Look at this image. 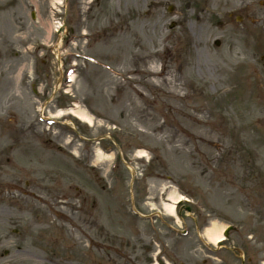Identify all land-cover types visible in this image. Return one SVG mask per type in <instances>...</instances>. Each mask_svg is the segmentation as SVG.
Masks as SVG:
<instances>
[{"label":"rangeland","instance_id":"obj_1","mask_svg":"<svg viewBox=\"0 0 264 264\" xmlns=\"http://www.w3.org/2000/svg\"><path fill=\"white\" fill-rule=\"evenodd\" d=\"M0 125L56 264H264V0H0Z\"/></svg>","mask_w":264,"mask_h":264},{"label":"flooded vegetation","instance_id":"obj_2","mask_svg":"<svg viewBox=\"0 0 264 264\" xmlns=\"http://www.w3.org/2000/svg\"><path fill=\"white\" fill-rule=\"evenodd\" d=\"M14 205L0 198V264H46L45 258L54 256V249H49L54 248V241L45 238L42 233L46 231L26 229L22 200L16 213Z\"/></svg>","mask_w":264,"mask_h":264},{"label":"bare ground","instance_id":"obj_3","mask_svg":"<svg viewBox=\"0 0 264 264\" xmlns=\"http://www.w3.org/2000/svg\"><path fill=\"white\" fill-rule=\"evenodd\" d=\"M65 113L73 114L78 119L82 120L83 122L88 123L89 125H93L92 118L87 116L86 113L79 111V110L72 109V110H69L68 112L59 111L57 116L64 115ZM101 151L102 150L100 149L99 152L103 154V152H101ZM144 155H145V153L142 150H140L137 154V157L142 158V157H144ZM105 158L107 159V158H111V157L108 155H105ZM184 199H185V197L183 195L170 197V202L165 204V209L167 210V212L170 215H176V204L179 201H183ZM211 225H212L211 227H209L205 230V237L211 243L216 244V245H220L222 243V241H224V234H223L224 226L220 227L216 223H212Z\"/></svg>","mask_w":264,"mask_h":264}]
</instances>
